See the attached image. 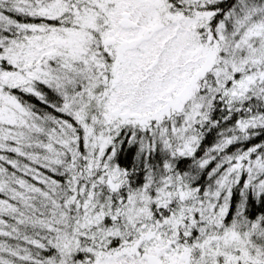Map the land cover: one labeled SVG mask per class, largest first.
Returning <instances> with one entry per match:
<instances>
[{
    "label": "snow or ice",
    "instance_id": "obj_1",
    "mask_svg": "<svg viewBox=\"0 0 264 264\" xmlns=\"http://www.w3.org/2000/svg\"><path fill=\"white\" fill-rule=\"evenodd\" d=\"M0 264H264V0H0Z\"/></svg>",
    "mask_w": 264,
    "mask_h": 264
}]
</instances>
